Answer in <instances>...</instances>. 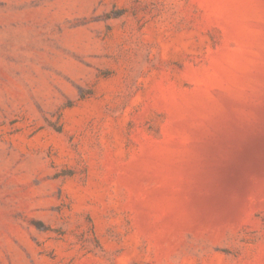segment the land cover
<instances>
[{
	"label": "rangeland",
	"instance_id": "374dc122",
	"mask_svg": "<svg viewBox=\"0 0 264 264\" xmlns=\"http://www.w3.org/2000/svg\"><path fill=\"white\" fill-rule=\"evenodd\" d=\"M0 264H264V0H0Z\"/></svg>",
	"mask_w": 264,
	"mask_h": 264
}]
</instances>
